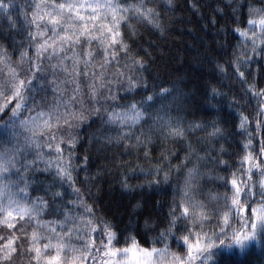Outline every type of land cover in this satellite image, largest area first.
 Returning <instances> with one entry per match:
<instances>
[{"label": "snow or ice", "instance_id": "1", "mask_svg": "<svg viewBox=\"0 0 264 264\" xmlns=\"http://www.w3.org/2000/svg\"><path fill=\"white\" fill-rule=\"evenodd\" d=\"M208 7L211 43L196 51L214 83L190 90V77L163 79L171 73L126 42L140 28L172 31L173 0H0V24L14 33L0 44V264H243L253 244L264 264V0ZM85 39L100 50L78 54ZM202 102L209 114L242 109L234 127L247 122V138L235 153L223 117H197ZM85 129L103 161L94 171L76 154ZM37 149L51 157L42 196L32 194L44 184ZM105 172L121 196L147 189L165 200L129 199L119 228L95 195Z\"/></svg>", "mask_w": 264, "mask_h": 264}, {"label": "trees", "instance_id": "2", "mask_svg": "<svg viewBox=\"0 0 264 264\" xmlns=\"http://www.w3.org/2000/svg\"><path fill=\"white\" fill-rule=\"evenodd\" d=\"M19 2L23 3L24 0H19ZM241 2H243V0H241ZM199 3L203 5V8L193 11L187 6L186 0H173L175 11L174 13L169 14V19L175 21V23L168 26L172 29V31H165L162 33L157 29L140 28L138 29V34L136 36H133L130 39L126 38V42L131 45L133 54L143 57V50H147L149 55L144 57V59L150 62L151 67L155 69L157 66H159L165 70V73H171V76L161 74L163 79H170L177 75L190 77L191 82L188 85L190 90H195L196 81H199L200 83H214L210 79V74L213 73V67L206 62L202 64L198 58L196 50H204L201 48L202 40L205 46L211 43L210 36L206 34L211 33V26L205 28V25L207 24V17L213 15L211 8L208 7V5L211 4L216 6L217 0H199ZM225 3H227V0H225ZM219 6L223 7V5ZM217 15H219V13H217ZM13 35L14 33L10 31L6 22L4 24H0V44L11 45ZM16 39L18 40L19 37L17 36ZM84 48H87L90 52L95 54L96 50H100V42L97 41L95 44H90L87 43L85 39L83 47L78 48L77 53H82ZM10 51L11 48L9 47V52ZM102 54L103 53L101 51V55ZM212 55H215V53H212ZM13 59H15V57H13ZM98 61L99 57H96V60L93 61V64ZM93 64L88 66L89 81H91L92 74L94 72H98V70L93 67ZM83 68L84 64L82 61H80L78 64V69L83 70ZM109 71H111V69H109ZM73 78L75 79V77ZM224 79L226 84L233 83V81L228 80L227 78ZM149 82L151 83V80ZM159 86L165 87L166 85L161 83ZM215 86L221 92L228 91V89L220 87L219 84H216ZM40 95H43V93ZM229 96H231L230 91ZM213 105H215V101H213ZM208 107L209 105L202 102L200 108H198L196 111L197 117L203 116L207 119H211L212 116L223 117V120L226 121L222 124L223 134L225 140L227 141L225 144V149L235 153L237 151L236 142L239 141L240 144L243 145L244 140L247 138V133L244 132V128L248 127L247 122H245L243 128L234 127V124L240 123L239 116L235 115V113L242 111V109H230L227 105L221 103L220 107L223 108V111L218 110L209 114L208 112L204 111V109H207ZM10 111L11 109H9V112ZM229 113H232V115H229ZM233 115H235L234 121L232 118ZM5 116V113H0V120H3ZM88 131L89 130L85 129V131L80 134L84 140V143L80 144V146L77 148L76 154L79 156L88 155L91 158V170L94 171L97 169L98 165L103 163V161L97 158V150L95 146L87 147V145L90 143L87 135ZM248 131H251V129L249 128ZM0 135H3V129H0ZM196 135L199 136L200 133H197ZM260 139V136L257 135L256 139L254 140L256 149H258L260 146ZM156 143L160 142L157 141ZM229 145H232V147L229 148ZM169 147H172L173 150H175V146L169 145ZM37 151L42 157V160L39 164L41 174L38 179L44 181V184L33 185L34 188H39L40 191H33L32 194L42 196L44 194L43 188L46 186L47 181L51 179V177L47 176L43 172L45 169V161L51 157L47 149H43L42 151L37 149ZM153 154L155 155V153ZM29 159H32V157H29ZM73 163L78 164L79 161L77 160ZM172 163L176 164L177 161L172 160ZM32 171H35V169ZM230 171L231 169H229V172ZM219 174L224 175L222 171ZM97 184L100 186L94 189V191L96 197L98 198V203H100L104 209L101 214L107 212L108 216L113 219V223L119 228H123L129 223L127 212V202L129 199H132L133 201H146L148 203H150L151 200H165L163 193L156 195L147 189L143 193L136 191L134 196H121L118 176L115 174L110 175L107 172L104 173L102 181H97ZM219 191H224V189H219ZM170 195L171 194L169 193V196ZM65 199H68V197H65ZM44 218L47 219V217ZM140 218L143 219V217ZM134 222L135 218H133V224ZM208 228L211 230L212 225H208ZM129 231H131V229ZM140 242L143 243L142 241ZM251 249L252 251L250 255L242 257L243 264H259V261L261 260V253L259 249L256 248L254 244L251 245ZM222 259L230 260L236 258L222 257Z\"/></svg>", "mask_w": 264, "mask_h": 264}]
</instances>
